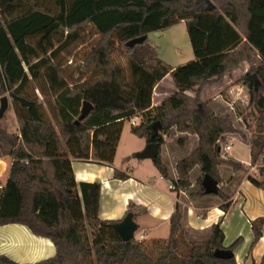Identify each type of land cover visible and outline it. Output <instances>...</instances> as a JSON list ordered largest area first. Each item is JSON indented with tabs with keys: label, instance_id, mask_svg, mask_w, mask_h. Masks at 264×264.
Returning a JSON list of instances; mask_svg holds the SVG:
<instances>
[{
	"label": "trees",
	"instance_id": "obj_1",
	"mask_svg": "<svg viewBox=\"0 0 264 264\" xmlns=\"http://www.w3.org/2000/svg\"><path fill=\"white\" fill-rule=\"evenodd\" d=\"M181 21L186 23L195 59L172 68L158 57L148 35ZM87 24L101 37L87 57L86 68L95 63L101 73L91 81L72 84L57 58L79 40ZM141 36H146L144 42L126 45ZM117 41L132 53L130 79L111 57ZM255 56L261 63L250 69L244 81L259 114L250 141L251 164L264 177V0H0V97L7 91L13 97L20 125L19 133L0 126V158L13 159L7 182L0 186V225H26L34 234L50 238L57 249L54 257L36 263H20L0 254V264H238L235 257L214 256L216 249L235 251L242 242L239 237L224 246L222 221L211 226L208 240L190 242L188 253L180 256L175 243L183 212L178 205L171 216L169 237L153 241L159 244L154 259L143 241H124L116 233L111 224L119 220L99 217V182L80 184L82 216L80 200L72 191L74 175L60 176L55 161L72 156L113 164L124 122L141 114L142 121L131 130L147 143L163 146L164 134L175 126L199 137L192 153L178 161L177 179L171 177L160 152L153 160L175 191L190 186L196 166L203 177L210 174L221 182L220 164L244 169L241 161L221 158L218 143L224 134L238 129L230 114H217L201 104L199 93ZM169 73L177 91L153 109L154 88ZM34 82L44 102L37 93L28 92ZM196 87V97H190L187 92ZM48 96L53 98L51 108ZM85 100L94 108L77 122ZM44 103L55 121L49 119ZM157 122L162 128L155 132ZM115 177L128 175L115 169ZM225 200L220 207L228 212L232 202ZM134 209L130 202L126 214ZM263 223L262 218L252 223L251 248L263 236Z\"/></svg>",
	"mask_w": 264,
	"mask_h": 264
},
{
	"label": "crops",
	"instance_id": "obj_2",
	"mask_svg": "<svg viewBox=\"0 0 264 264\" xmlns=\"http://www.w3.org/2000/svg\"><path fill=\"white\" fill-rule=\"evenodd\" d=\"M160 32L159 35L164 34V30ZM177 66L179 65H172L171 67L175 68ZM247 66L248 63L244 62L236 70L237 72L241 71L242 68L245 69ZM242 72L245 74L247 71H241L240 75L243 74ZM169 78L173 80L170 73L157 84L152 96V108L159 106L169 96V91L172 89V87L166 85ZM174 86L177 90L176 85ZM220 144L222 146V143ZM247 144L250 148V143ZM163 146H161V149ZM145 147L140 148L139 152L143 151ZM231 157L241 161L246 167L250 165L254 168L251 164V150L250 160L248 161L240 160L234 156ZM4 158H0V167L2 165L6 166ZM116 158L117 155L113 164L102 163L94 158L79 159L72 156L58 158L55 161L60 176H64L69 172L74 175L75 181L72 191L80 200L79 209L82 216L84 215V206L80 184L82 182H99L101 184L99 204V217L101 219H123L131 202L135 205L134 219L138 224V229L143 227L142 229L146 234L145 239L149 235H152L151 240L166 239L171 231V216L178 205L184 214L183 223L185 228L197 232H210V228L214 223L222 221L221 228L225 233L223 242L225 247H229L235 241L234 239L242 237V244L234 251L238 264H260L264 261V223L261 226L263 236L251 248L254 241L252 223L258 219H264V178L261 179L251 173L243 175L233 170H222V181L219 182V188L220 185L231 187L228 191L222 188V191L218 194H203L197 197L195 201L187 202L182 206L183 195L181 193L183 194L184 191H173L170 188L173 183L160 173L154 161L152 165L154 167H150V165L124 167L121 163H116ZM12 161L11 158L10 166ZM140 167L147 169L149 172L151 171V173L158 170L159 178L156 180L154 178L151 183L148 178L143 176L142 171L137 170ZM115 169L128 175V178H116ZM164 182H167L168 185L165 186ZM221 195L232 202L228 212H224L220 207L224 202L216 199L223 198ZM144 209L147 211L143 212ZM2 232H6V234L3 235ZM229 236L231 237L230 241L227 240ZM5 238L11 239V246L6 249L0 243V254L7 255L20 263H36L54 257L57 253L55 244L50 238L36 235L28 226L20 223L0 225V242Z\"/></svg>",
	"mask_w": 264,
	"mask_h": 264
},
{
	"label": "rangeland",
	"instance_id": "obj_3",
	"mask_svg": "<svg viewBox=\"0 0 264 264\" xmlns=\"http://www.w3.org/2000/svg\"><path fill=\"white\" fill-rule=\"evenodd\" d=\"M100 37L101 35L96 31L93 25L87 24L85 27H83L79 40L72 43L58 55L57 61L61 64L64 75L70 83L81 84L88 82L93 80L101 73V70L96 66L95 63L86 68L87 57L98 43ZM148 42L156 49L158 57L170 67L172 65L184 64L195 59V54L191 45L189 34L187 32L185 21H181L165 29L163 35H159L158 32L149 33ZM110 54L113 60L119 66H121L122 73L128 79H130L132 75L130 65L132 61V53L128 51L127 46L124 43L117 41ZM247 63L248 66L245 69L242 68L241 70H246L247 72L245 74L242 72L243 74L240 75L241 71L237 72L236 69L239 68V65L234 69L228 70L219 80L206 84L199 93V101L201 104L203 103L208 105L217 114H230L234 126L238 129L236 132L224 134L218 141V143H222L221 158L223 159L232 158L231 156H234L240 160H250V148L247 143H250L251 139L256 133V120L259 114L255 108V105L251 103L249 88L244 81V76L250 71L252 67H257L260 65V57L255 56L252 62ZM166 85L172 87V89L169 91V96L177 91L174 86L175 82L171 78L168 79ZM37 87L38 83L34 82L32 87L28 88V92L31 94L37 93L40 101L44 102L45 96L41 94ZM197 89L198 87L192 91H188L187 94L190 97H196ZM4 95L8 96L9 98V107L0 120V126L9 133H19L20 125L16 114V105L14 99L8 91L2 96ZM47 99L50 100V108L53 107V98L48 96ZM44 106L47 110L49 119L55 121V119L52 118L49 106L45 103ZM155 108L156 107L153 109ZM139 116L140 118L137 119V123L142 121V115L139 114ZM131 128V120L127 119L123 125L119 147L116 153V163H121V165L124 167L136 165H150V167H154L152 166V159H144L137 156L140 148H144L146 146L147 140L145 137H140L139 135L134 134ZM164 140L165 142L160 151V156L164 164L167 166L171 177L177 179L178 173L176 170V165L178 161L192 153V151L199 144V137L197 134L191 132H182L175 126L167 134H164ZM232 143L233 145L231 146V150H226V146ZM3 157H5L4 160L6 161V166L2 165V167H0V186L6 183L11 162L10 156ZM137 170H139V172L142 171L143 176L148 178L151 183L153 182L154 178L155 180L159 178L158 170H155L156 172L153 173H151V171L149 172L147 169H143L142 167L137 168ZM222 170H233L235 172H240L243 175L251 173L254 176L257 175L261 179L264 178L261 175L260 169L257 165H254V168H252V166L248 165L246 167L244 164L243 170L236 171L232 166L222 163L219 165L221 179L223 172ZM201 178L203 179L201 168L196 166L190 174V186L182 190L184 191L183 194L181 193V195H183V201L181 203L182 206H184L187 202L190 203L195 201L197 197L203 195V193L200 192L202 188V181L200 182ZM164 184L165 186L168 185L167 182H164ZM222 188L228 191L231 187H222V185H220V192L222 191ZM174 190L175 189H173V191ZM225 198L228 199L227 197ZM225 198L216 199L225 202ZM142 228L143 227H140L136 231L135 237H138L141 233H144ZM180 230L182 231L177 233L175 243L177 253L180 256H184L188 253L190 242L208 240L211 235V232H197L195 230L185 228L183 220ZM89 231H92L91 227H89ZM2 234L5 235L6 232H2ZM151 236L152 235H149L147 239H143L142 241L147 247V252L149 255L156 259L159 254V249L155 245L159 246V244L154 243L153 241H155V239L151 240ZM227 240L230 241L231 237L229 236ZM234 240L236 241L237 239ZM0 243L1 245H4V248L7 249L11 246V239L5 238ZM241 244L242 242L235 250H237Z\"/></svg>",
	"mask_w": 264,
	"mask_h": 264
},
{
	"label": "water",
	"instance_id": "obj_4",
	"mask_svg": "<svg viewBox=\"0 0 264 264\" xmlns=\"http://www.w3.org/2000/svg\"><path fill=\"white\" fill-rule=\"evenodd\" d=\"M158 33H161L158 31ZM146 36H141L137 38H133L127 41L126 45L128 47H134L136 44L144 42ZM256 83H258L256 76L254 75ZM1 105H0V120L4 116L5 112L9 107V98L8 96L4 95L0 98ZM94 105L90 102L85 100L83 102V106L81 108L80 116L77 122H80L84 118H86L90 112L93 110ZM161 128V124L157 122L153 126V130L156 132L158 129ZM160 143L159 142H149L147 143L145 149L137 154L139 158H149V159H156L160 152ZM203 193L205 195L208 194H218L220 192L219 182L216 178L211 176L210 174H205L203 180L201 182ZM134 213L129 212L127 213L123 219L112 223L111 227L116 231V233L124 240L130 241L135 238V233L138 230V224L134 219ZM214 256L219 259H230L235 257V252L232 249L224 248V249H216L214 251ZM260 264H264V261Z\"/></svg>",
	"mask_w": 264,
	"mask_h": 264
},
{
	"label": "built area",
	"instance_id": "obj_5",
	"mask_svg": "<svg viewBox=\"0 0 264 264\" xmlns=\"http://www.w3.org/2000/svg\"><path fill=\"white\" fill-rule=\"evenodd\" d=\"M139 118H140L139 114H137L134 117H132L130 119L132 125H138L139 123H137V119H139ZM231 145L232 144L227 145L226 146V150H229L231 148ZM170 188L171 189H174L175 188L174 184H171ZM135 238L142 241L143 239H145V234L144 233H141L138 237L136 236Z\"/></svg>",
	"mask_w": 264,
	"mask_h": 264
}]
</instances>
